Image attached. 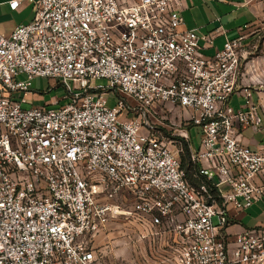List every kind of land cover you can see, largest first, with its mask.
Returning <instances> with one entry per match:
<instances>
[{"label":"built area","instance_id":"2783aa9c","mask_svg":"<svg viewBox=\"0 0 264 264\" xmlns=\"http://www.w3.org/2000/svg\"><path fill=\"white\" fill-rule=\"evenodd\" d=\"M34 5L0 32V264H264V223L231 228L264 201V146L241 139L261 106L245 31L206 53L225 29L179 28L181 0ZM35 76L66 101L23 107Z\"/></svg>","mask_w":264,"mask_h":264},{"label":"crops","instance_id":"0c3cea01","mask_svg":"<svg viewBox=\"0 0 264 264\" xmlns=\"http://www.w3.org/2000/svg\"><path fill=\"white\" fill-rule=\"evenodd\" d=\"M8 1L0 0V32L4 34L10 33L16 25L29 21L35 11L34 0H19L14 8L10 7ZM181 3L180 14L183 18V23L179 28H196L200 32H207L218 24H222L224 27V34L214 36L212 45L204 49L206 53H212L216 47H221L225 37H235L240 33L241 29H243L242 31L250 30L261 19L258 5L251 3L249 0H181ZM246 66H248V69L250 68L249 61ZM244 69L242 78L244 82H248V78H252V76L245 77L246 71ZM34 93L32 90L29 97L34 95ZM254 97L261 103L258 108L260 129L247 126L243 129L249 131V133L247 135L242 134L241 137L242 141L252 148L264 146V137L261 133V130H264V91H255ZM52 99L48 101H52ZM229 101L233 106H238L242 98L234 92ZM254 203L240 211L231 209L230 212L235 216L234 218L238 223V225L231 226L232 229L240 228V226H250L244 224L242 218L245 216V209L250 208ZM259 223H264V221L258 220L252 225Z\"/></svg>","mask_w":264,"mask_h":264},{"label":"rangeland","instance_id":"374dc122","mask_svg":"<svg viewBox=\"0 0 264 264\" xmlns=\"http://www.w3.org/2000/svg\"><path fill=\"white\" fill-rule=\"evenodd\" d=\"M251 3L258 5L261 19L257 25H253L251 30L245 31L246 36L244 37L245 48L248 49L247 60L249 61L250 68L248 66L244 69L246 71L245 77L252 76L248 78V83L256 85L260 90L264 91V0H249ZM248 33V34H247ZM205 52V51H204ZM248 70V71H247ZM253 81V82H251ZM108 80L106 78H96L93 81V84H103L106 85ZM30 88L35 92L34 95L29 97V101L23 103V107L30 106L31 104H44L49 103L48 100L52 98H60V103L66 101V98L63 96L66 94L65 87L56 82L55 79L35 76L31 80ZM108 104L113 105L117 99V95L114 91L111 90V95H109ZM234 101V100H233ZM48 106H57V104H48ZM131 116V113L128 114ZM183 116L187 117L188 112L183 113ZM177 120V117H175ZM176 127V126H175ZM178 131V129H175ZM249 131L243 129L242 134L247 135ZM261 133L264 137V130H261ZM190 134L193 139V144L197 145L198 143V133L196 126L191 127ZM257 136V135H256ZM259 136V134H258ZM223 189H226V185H222ZM245 216L242 218V222L246 225H252L254 222L260 220L264 221V201L260 200L259 202L254 203L250 208L245 209ZM213 222H216V218H212ZM127 250L125 254H127Z\"/></svg>","mask_w":264,"mask_h":264},{"label":"trees","instance_id":"16d2710c","mask_svg":"<svg viewBox=\"0 0 264 264\" xmlns=\"http://www.w3.org/2000/svg\"><path fill=\"white\" fill-rule=\"evenodd\" d=\"M181 166L184 168L185 175L193 184L199 183L201 180H204V176L198 173L197 164L192 163L189 158V150L187 142H183V150L180 154Z\"/></svg>","mask_w":264,"mask_h":264}]
</instances>
